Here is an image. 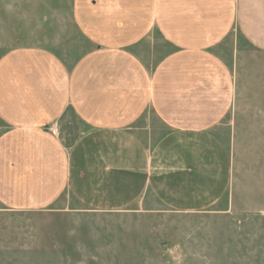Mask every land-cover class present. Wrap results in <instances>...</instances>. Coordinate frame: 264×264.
<instances>
[{
    "label": "crops",
    "instance_id": "crops-1",
    "mask_svg": "<svg viewBox=\"0 0 264 264\" xmlns=\"http://www.w3.org/2000/svg\"><path fill=\"white\" fill-rule=\"evenodd\" d=\"M71 17L89 47L74 62L0 55V206L43 211L65 190L104 212L145 193L172 210L217 203L231 163L215 130L235 85L216 49L234 29L264 48V0H72ZM68 112L72 140L53 129Z\"/></svg>",
    "mask_w": 264,
    "mask_h": 264
},
{
    "label": "rangeland",
    "instance_id": "rangeland-1",
    "mask_svg": "<svg viewBox=\"0 0 264 264\" xmlns=\"http://www.w3.org/2000/svg\"><path fill=\"white\" fill-rule=\"evenodd\" d=\"M71 4L0 0V55L43 47L74 62L89 47L72 22ZM216 51L235 85L215 130L231 163L217 203L172 210L145 193L128 209L104 212L87 209L65 190L43 211L0 206V264H264V48L234 29ZM62 122L53 129L69 132L70 140L83 129L70 112Z\"/></svg>",
    "mask_w": 264,
    "mask_h": 264
}]
</instances>
